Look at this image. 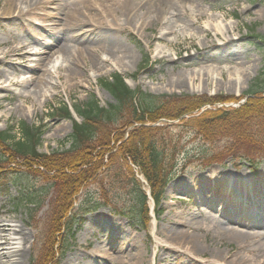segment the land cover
I'll list each match as a JSON object with an SVG mask.
<instances>
[{
  "label": "rangeland",
  "instance_id": "rangeland-1",
  "mask_svg": "<svg viewBox=\"0 0 264 264\" xmlns=\"http://www.w3.org/2000/svg\"><path fill=\"white\" fill-rule=\"evenodd\" d=\"M73 1L75 0H42V3L34 9L26 7L19 20L16 18L18 11L13 13V19L2 14L6 0H0V58L11 47L28 41L31 31L35 29L42 32L43 35L40 37L43 40L48 39L51 31L49 24H53L54 21L58 22V27L63 32L70 19H73V14L85 21H91L92 15L95 14L96 19L104 21L99 14V9L105 5L95 3L99 0H77L82 2L80 4L82 11L77 13L76 6L71 3ZM49 2L52 3L49 4ZM106 4L111 5L112 2ZM167 5L166 7L170 9L165 14L169 19L166 21L189 24L192 18L195 21L194 25L176 26L174 33L163 30L166 33L160 35L161 10H155L151 12V15L145 16L146 21H152L146 30L139 31L136 21L122 25L116 33L119 48L114 49L121 50L126 55V64L130 66L127 68L128 71L122 70L114 58L105 54L101 56L110 63L105 64L106 70L103 68L99 70L92 65L90 56L98 60L92 51L100 49L99 46L102 47L100 43H94L86 48L85 60L82 56L79 57L82 68H79V73L73 77L65 70L69 61L66 60V55L61 48L63 40L57 39L58 42L56 41L52 46L53 56L50 58L49 65L52 76L45 74V83L39 85L38 79L42 76V72L36 71L35 79L28 87L8 83V91L0 88V95L8 96L0 99V131L17 125L21 120L30 124L43 123L46 132L39 150L52 152L68 148L70 145L68 140L73 131L72 121L52 116L48 112V107L52 102L63 100L74 104H84L92 94L102 105L113 103L114 98L100 85V81L115 72L126 75L132 88H141L155 94L235 96L237 94L229 90L231 80L226 72L224 78L217 81L216 90H213L210 82L205 91L195 93L191 89L192 86L187 85L184 80L179 82L176 80L184 79L187 71L201 68L213 60L227 65H235V61H238L245 63L246 67L257 68L256 73L246 80V87L241 95H246L251 88L257 89L256 87L259 86L264 88V40L254 36L264 35V0H174ZM88 11L91 16L87 15ZM145 12V9H140L138 18ZM212 12L222 13L227 21H234V23L228 24L224 33H216L211 24L207 29L203 28L206 22L217 21L212 16ZM103 14L112 19L107 13L103 12ZM198 25L202 29L198 28ZM168 26L170 27L171 24ZM115 30L112 31L115 32ZM30 42L31 51L42 49L44 46L36 40ZM159 48H164V51L169 54L160 53ZM67 54L70 55V52L67 51ZM72 54L74 55V49ZM170 54H173L174 60H171ZM13 57V55L6 57L8 64H11ZM54 64L57 66L52 68ZM102 65L100 63V66ZM137 71L139 72L136 74ZM60 75L64 78L59 79ZM7 76L16 80L14 71L7 73ZM6 80V78L0 80V87ZM74 115L80 120L76 113ZM11 133L16 137L21 135L18 129ZM213 148H217V145L206 143L191 131L185 132L184 141L177 148L171 181L162 202L156 210L154 203L150 202L152 220L149 233L152 238L138 219L141 204L140 190L136 183H139L138 180H143L142 175L137 174L136 180L130 172L122 170L119 177L109 173L102 176L104 185L102 182H95L85 187L77 200L78 207L86 211L84 223L70 243L68 241L69 248L61 264H100L108 248H110L109 252L115 254L110 257H115L116 260H108L107 264H223L217 257L218 251L236 252L240 247L222 236L215 235L213 226L224 216L214 217L215 213L207 202L214 194L224 196L222 200L220 199L224 202L225 196L235 187L250 188L264 194V160L256 171L252 170L246 161L231 158L207 165L202 162V155ZM2 156L0 149V158ZM244 173L251 178L254 188L247 184L240 185L243 182L241 179ZM227 175H230L231 179H226L222 187L216 193H212L211 188L217 185L216 181ZM5 180L9 181V185L5 192L0 193V221H10L17 224L18 228L25 226L23 231L31 238V246L16 259V264H32L35 240L39 232L37 226L42 227L45 219L49 200L54 194L53 183L28 170L9 175ZM183 182L188 183L189 187L182 186ZM103 186L108 190L107 196L111 205H108L104 197ZM143 188L147 189L146 183L143 184ZM29 196L35 198L39 202L38 205L32 204L31 201L27 202L25 198ZM252 202L253 205H251ZM238 205L243 207L241 214L247 212L254 217L264 214V197H257V199L249 197L246 204L238 203ZM232 209L236 211V208L227 207V211L232 212ZM236 213L238 214L239 210ZM176 214H180L190 224L194 225L197 222L202 224L203 230L199 234L204 244L202 256H190L177 249L173 250L167 244L166 241L172 240L167 230L174 227L173 220L177 218ZM174 215L176 216L173 217ZM238 228L249 229L243 226ZM252 245L257 248L260 243L256 241ZM98 248L107 249L97 251ZM241 254L249 258V263L264 262L262 254L256 250H252L251 253L243 250ZM195 258L199 261L194 260ZM1 261L0 264H2Z\"/></svg>",
  "mask_w": 264,
  "mask_h": 264
},
{
  "label": "trees",
  "instance_id": "trees-1",
  "mask_svg": "<svg viewBox=\"0 0 264 264\" xmlns=\"http://www.w3.org/2000/svg\"><path fill=\"white\" fill-rule=\"evenodd\" d=\"M255 36L264 40V35ZM101 84L115 102L104 106L94 95L84 104H73L82 121L73 117L67 102L51 107V115L73 121L66 149L39 150L45 133L42 124L21 121L18 138L11 134L15 125L0 131V192L9 183L5 178L21 170L53 183L54 195L42 227L38 226L32 264H60L69 239L84 222V212L77 205L80 193L95 182L104 185L102 176L108 173L119 177L124 170L137 180L133 165L137 166L158 207L187 131L217 145L202 155L207 165L231 158L246 161L256 170L264 160V88L259 85L241 102L243 96L154 94L132 89L121 73L104 78ZM136 184L140 190L139 217L148 230V195L140 181ZM103 191L111 205L105 186ZM28 200L39 203L31 196Z\"/></svg>",
  "mask_w": 264,
  "mask_h": 264
},
{
  "label": "bare ground",
  "instance_id": "bare-ground-1",
  "mask_svg": "<svg viewBox=\"0 0 264 264\" xmlns=\"http://www.w3.org/2000/svg\"><path fill=\"white\" fill-rule=\"evenodd\" d=\"M99 1L95 3L99 5H105V7L99 9V14L101 18L104 19V21L96 19L97 16L95 14L92 15V18L90 19L91 21H85L84 19L73 14V19H70L66 29L63 30V32L59 29L58 22L54 21L53 24H49L51 31L48 35V39L43 40V38L40 37V35H43L42 32L40 33L37 29H35L31 31V36L28 41L18 43L16 47H11V49L0 58V80L5 78L7 79L0 88L8 91V83L20 87H28L35 79L34 75L36 71L42 72V76L38 79L39 85L41 86L43 83H45L46 80L44 75L48 74L52 76L49 65L51 62L50 58L53 56L52 46L56 43V41L58 42L57 39L63 40L61 43V48L64 55H66V60L69 61L65 70L73 77L79 73V68H82L79 57L82 56V58L85 60L84 52L86 51V48L90 47L94 43H100L102 47L99 46L100 49H94L92 51L98 58L97 60L96 58L90 56L91 60L93 61L92 65H95L99 70L102 68L103 70H106L107 66L105 64L110 63H107V59H105L104 56H101L105 54L112 59L114 58L116 60V64L122 68V70L128 71L127 68H130V66L126 64V55L121 52V50L114 49L119 48V41L117 39L118 35L116 33L122 28V25L136 21L138 23L137 29L139 31L146 30L152 21H146L145 16L147 14L151 15V12H154L155 10H161V16L159 20L162 22V27L159 31L160 35L166 33L163 30L171 32L173 31L174 33L176 31V26L184 27V25H194L195 22L192 18H190L191 23L189 24L181 22L170 23L169 21H166L169 19H167L168 17L165 14L167 13V10L170 9L166 6H168L167 4L169 2H173L174 0ZM107 2H112V4H106ZM41 3L42 0H36L35 2H33V0H6V6L3 8L2 14L13 19V13L18 11V16H16V18L21 20V15L24 13L26 7L28 9H34ZM51 3L52 2H49V4ZM71 3L76 6V13L82 11V7L80 6V4H82L81 1L77 2V0H75ZM22 4L24 6H21ZM142 8L145 9L146 12L143 13L140 18H138V12ZM103 12L111 16L112 19L107 18ZM211 14L217 21L206 22L203 26L205 29H207L211 24L213 26V30L216 33H224L227 25L234 23V21H227L222 13L212 12ZM87 15L91 16V13L88 11ZM121 16H124V18H121ZM120 21L124 22L122 23ZM168 24H171V26L169 27ZM198 28L202 29V27L199 25ZM112 30H115V32ZM32 40H36L44 45L42 49H34L31 51L30 48L32 45L30 44V41ZM73 49L74 55L72 54ZM67 51L70 52V55L67 54ZM159 52L166 53V55L169 54L167 51H164V48H159ZM118 53H122L123 55L119 56L117 55ZM12 55L14 56L12 58L13 60L10 62L11 64H8L6 57ZM170 55L171 60H174L173 54ZM84 63H86V61H84ZM100 63L103 65L100 66ZM235 63V65L219 64L213 60L211 63L202 66L201 68H195L187 71L185 73L184 79L178 78L176 81L179 82L184 80L187 85L192 86L191 89L194 92L205 91L210 82L212 83L213 90H216V85L218 84L217 81L219 79L222 80L224 78V73L226 72L229 76V79L231 80V85L229 88L230 92L239 94L245 89L247 83L246 80L251 75L256 73L257 68L246 67L245 63L243 62L235 61ZM2 66L5 67L2 68ZM55 67L56 64H54L52 68ZM10 71L16 72V80L10 79L7 76V73ZM63 78L64 76H59V79ZM209 79H211V81ZM6 97L8 96L3 94L0 95V99H4ZM229 178L231 179L230 175L219 178L216 181L217 185L213 186L214 188H211V191H213L212 193H216V191L222 187L226 179ZM241 180H243V182L240 183V185L247 184L251 188H254L251 184V178L248 177L246 173L243 174ZM182 186L189 187V184L183 182ZM230 192V194L225 196L224 202L221 201L224 196L214 194L207 203L211 205V210L215 213L214 217L224 216L223 219L220 218L222 219L221 221L217 220L213 226L215 229H213L215 235L222 236L228 241L236 243L240 249L236 252H222L219 250L217 257L223 264H252L249 263V258L245 255H242L241 252L243 250H247L251 253L252 250H256L262 254L264 259V214L258 217L251 216L247 212L241 214L243 207L238 205V199L236 198H242L243 202L241 204H243L249 199V197H254L257 199V197H264V194H261L258 191L252 190L250 188L241 189L240 187H235ZM227 207L236 208V211L239 210V213L237 214L233 209L232 212L227 211ZM173 225L174 227H170V229L167 230V233H169L172 237L171 241H166L167 244L170 245L173 250L177 249L179 252H183L190 256H202L204 253V244L201 240V236L199 235L201 230H203L202 224L199 222L195 223L194 225L190 224L186 222V220H184L179 214L177 215V218L173 220ZM175 225H178V227L183 226V228L175 227ZM17 226V224H13L10 221H0V261L2 260V264H16V259L20 258L26 249L27 251L30 249L31 238L24 233L23 230L25 229V226L23 225V228H18ZM238 226L248 227L249 229L243 230L238 228ZM191 229L194 230L190 231ZM256 241L260 243L259 247L257 248L253 247L252 245ZM101 249L103 248H98L97 251H100ZM106 249L107 248H104L102 251H105ZM109 249L110 248L104 252L105 257L102 256V262L100 264H107L108 260H116L115 257H110L111 255L115 254L109 252ZM216 250H218V248ZM194 260L197 262L199 261L198 258H195ZM254 264H264V262H255Z\"/></svg>",
  "mask_w": 264,
  "mask_h": 264
}]
</instances>
